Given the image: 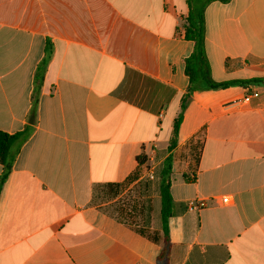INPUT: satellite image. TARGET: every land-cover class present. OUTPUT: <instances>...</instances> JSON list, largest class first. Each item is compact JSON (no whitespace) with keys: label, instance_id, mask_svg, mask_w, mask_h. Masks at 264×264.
Here are the masks:
<instances>
[{"label":"crops","instance_id":"1","mask_svg":"<svg viewBox=\"0 0 264 264\" xmlns=\"http://www.w3.org/2000/svg\"><path fill=\"white\" fill-rule=\"evenodd\" d=\"M188 11L186 0H0V130L32 129L0 190V264H157L162 240L138 229L162 232ZM205 21L215 81L264 79V0L212 2ZM172 155L169 264H264V83L193 92ZM133 189L143 203L127 219L113 204Z\"/></svg>","mask_w":264,"mask_h":264},{"label":"trees","instance_id":"2","mask_svg":"<svg viewBox=\"0 0 264 264\" xmlns=\"http://www.w3.org/2000/svg\"><path fill=\"white\" fill-rule=\"evenodd\" d=\"M231 0H186L188 4V15L184 21L185 38L194 43V50L190 57L185 60V73L189 77V86L183 95L181 111L174 121L172 136L170 138L168 152L169 155L164 160L159 172L160 178V198H161V219L162 232L149 231L140 228L138 231L153 241L163 242V248L157 258V264H169L172 243L169 237L168 220L173 214V197L171 192L173 155L172 152L178 144L180 125L183 121V113L187 102L195 91L225 89L230 86L239 85L247 87L251 84H263L264 79L233 80L227 82H217L212 77L211 65L206 52V21L205 9L212 2L228 3ZM51 58V49L46 50L44 59L40 62L35 75L34 89V110L37 105L38 95L44 80L45 71ZM32 132L31 127H27L21 132L9 134L0 130V164L4 167V173L0 179L1 186L7 175L11 172L14 161L22 147ZM140 166L148 162L145 153L138 158ZM140 177V168L132 173L128 178L115 185H109L108 190L113 192V197L128 188L133 182Z\"/></svg>","mask_w":264,"mask_h":264},{"label":"rangeland","instance_id":"3","mask_svg":"<svg viewBox=\"0 0 264 264\" xmlns=\"http://www.w3.org/2000/svg\"><path fill=\"white\" fill-rule=\"evenodd\" d=\"M142 182H145V180H143ZM139 185L142 188L143 183ZM140 190L141 189H133L126 191V193H124L123 196L119 198V200H117L115 204H113V207H118L119 209H121L122 213H124L125 218L134 219L135 213L138 211L140 205L143 203L142 194L140 193ZM106 193H108V196H105V200H109L113 197L112 191L108 190Z\"/></svg>","mask_w":264,"mask_h":264},{"label":"built area","instance_id":"4","mask_svg":"<svg viewBox=\"0 0 264 264\" xmlns=\"http://www.w3.org/2000/svg\"><path fill=\"white\" fill-rule=\"evenodd\" d=\"M260 96V92L258 90H249L246 92L245 96L242 98V99H238V100H235L231 103V107H239V106H242V105H246L248 103L251 102L252 99L254 98H258ZM153 152H154V149H153ZM147 177L148 179L150 180H154L155 179V172H154V167L153 166H150L148 169H147ZM203 204H196V206H201Z\"/></svg>","mask_w":264,"mask_h":264}]
</instances>
